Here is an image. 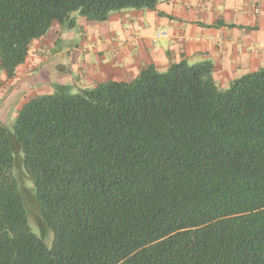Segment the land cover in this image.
Here are the masks:
<instances>
[{
    "label": "trees",
    "instance_id": "obj_1",
    "mask_svg": "<svg viewBox=\"0 0 264 264\" xmlns=\"http://www.w3.org/2000/svg\"><path fill=\"white\" fill-rule=\"evenodd\" d=\"M162 1L0 0V69L53 24ZM0 264H264V69L222 88L182 60L28 100L0 125Z\"/></svg>",
    "mask_w": 264,
    "mask_h": 264
},
{
    "label": "crops",
    "instance_id": "obj_2",
    "mask_svg": "<svg viewBox=\"0 0 264 264\" xmlns=\"http://www.w3.org/2000/svg\"><path fill=\"white\" fill-rule=\"evenodd\" d=\"M162 31L168 38L152 43ZM74 35L78 40L71 41ZM182 60L210 62L222 88L264 69V0H163L153 10L112 12L103 23L79 17L71 30L53 24L32 42L13 77L0 69V125L56 88L128 82L148 65L163 72Z\"/></svg>",
    "mask_w": 264,
    "mask_h": 264
},
{
    "label": "rangeland",
    "instance_id": "obj_3",
    "mask_svg": "<svg viewBox=\"0 0 264 264\" xmlns=\"http://www.w3.org/2000/svg\"><path fill=\"white\" fill-rule=\"evenodd\" d=\"M75 38H70L71 41L78 40V36L74 35ZM77 91L75 89H72V93H76ZM13 122V118H9L6 122V127L10 128ZM32 187V184H30ZM22 195L24 198L25 207L28 214V219L30 224L32 225V231L37 235L40 236V230L43 232L40 216L38 214L37 205L35 203V200L27 188H22ZM43 242L47 247L51 245L52 241V234L49 232L48 236L46 238H42Z\"/></svg>",
    "mask_w": 264,
    "mask_h": 264
},
{
    "label": "built area",
    "instance_id": "obj_4",
    "mask_svg": "<svg viewBox=\"0 0 264 264\" xmlns=\"http://www.w3.org/2000/svg\"><path fill=\"white\" fill-rule=\"evenodd\" d=\"M252 12L255 16H259L260 15V9L257 6H254L252 8ZM160 38H168V35L166 32L162 31V32H157L152 36V43L157 42Z\"/></svg>",
    "mask_w": 264,
    "mask_h": 264
}]
</instances>
